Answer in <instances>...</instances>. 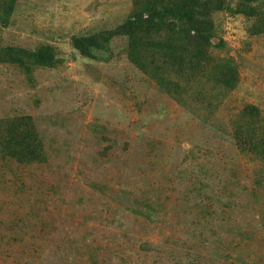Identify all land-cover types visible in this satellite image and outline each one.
<instances>
[{"label":"rangeland","instance_id":"1","mask_svg":"<svg viewBox=\"0 0 264 264\" xmlns=\"http://www.w3.org/2000/svg\"><path fill=\"white\" fill-rule=\"evenodd\" d=\"M0 264H264V0H0Z\"/></svg>","mask_w":264,"mask_h":264},{"label":"trees","instance_id":"2","mask_svg":"<svg viewBox=\"0 0 264 264\" xmlns=\"http://www.w3.org/2000/svg\"><path fill=\"white\" fill-rule=\"evenodd\" d=\"M215 1L222 2V0H215ZM248 1H255V0H248ZM193 15H195V14H193ZM205 15H206V12H205ZM194 37H196V36L194 35ZM83 46L84 47H81L82 52L90 53L93 44L90 46L88 43L83 42ZM30 55H32V56H41V52L38 50V51H29L27 53L23 51V53H22V56H30Z\"/></svg>","mask_w":264,"mask_h":264}]
</instances>
